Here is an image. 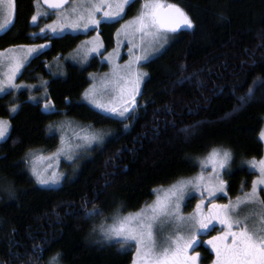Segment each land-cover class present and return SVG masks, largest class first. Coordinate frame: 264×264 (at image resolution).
I'll return each mask as SVG.
<instances>
[{
  "label": "trees",
  "instance_id": "1",
  "mask_svg": "<svg viewBox=\"0 0 264 264\" xmlns=\"http://www.w3.org/2000/svg\"><path fill=\"white\" fill-rule=\"evenodd\" d=\"M165 2L183 8L194 27L168 34L162 52L143 65L146 79L131 119H111L80 102L88 74L106 67L98 57L86 67L68 63L65 80L51 77L52 61L79 41L71 35L54 39L52 51L33 57L20 76L36 84L47 81L54 112L43 111L45 100L28 101V90L0 96V118L11 124L8 139L0 143V264H48L56 253L62 254L60 264H131V250L97 239L98 225L140 210L153 198V188L195 175L197 161L213 147L232 153L223 173L230 199L248 190L255 177L249 162L263 155L264 0ZM34 5L16 0L15 19L0 35V49L28 44ZM105 37L109 42L110 35ZM249 87L254 97L241 105L239 97ZM13 102L19 109L11 115ZM64 115L102 130L106 139L60 187L44 189L30 175L29 154L58 147L49 128ZM85 202L101 215L86 217ZM34 245L45 248L39 260L29 259Z\"/></svg>",
  "mask_w": 264,
  "mask_h": 264
},
{
  "label": "snow or ice",
  "instance_id": "2",
  "mask_svg": "<svg viewBox=\"0 0 264 264\" xmlns=\"http://www.w3.org/2000/svg\"><path fill=\"white\" fill-rule=\"evenodd\" d=\"M141 0H34L36 13L31 17V24L40 27L38 19L55 17L51 24H46L40 31L30 33L31 39H51L70 30L72 32H83L85 34L95 31L97 36L93 41H86L85 44H92L88 54L95 53L103 57L109 64H113V58H120L118 49L124 41L129 45V61L121 66L113 65L111 80L101 81L99 88L94 84L84 94L97 109L121 120H128L132 117L129 112L135 111L128 105H135V96L140 93L142 78L146 73L134 72L133 66L139 65L142 60H147V55H137L133 49L140 47L146 51L148 47H154L161 40L167 41L168 34H175L181 30H190L194 27L192 19L180 6L167 3L165 0H142L141 7L137 14L121 24L116 31L117 48L112 53L104 56L101 51L103 43L99 40L101 25H112L120 23L127 15V9ZM16 0H0V32H4L13 23L16 13ZM43 9V10H41ZM139 34L140 45L134 44L136 35ZM123 38V39H121ZM145 38H149L146 40ZM163 45L161 44L160 47ZM48 44L17 45L0 51V94L8 95L21 88L31 89L29 86L17 84L16 80L21 75L30 59L38 58L43 54ZM253 81V86L256 85ZM47 81L39 87L46 88ZM264 86V80L260 81ZM115 93V95H114ZM108 96L107 103L99 102L100 97ZM127 96V99L124 97ZM254 97V87H249L247 94L239 97L241 105L247 104ZM35 100V97H29ZM43 111L53 112L55 107L44 97ZM121 99L123 106L113 103V100ZM19 109L15 105L9 109L10 113H16ZM125 129L129 127L125 124ZM11 124L8 120L0 119V141H5L9 136ZM51 130V128H50ZM61 131L71 130L72 139L82 141L84 145L103 142V133H98L82 126H73L72 121L63 122ZM188 131V130H186ZM264 140V131L260 134ZM82 145H75L65 141L61 136V147L54 156L66 155L72 159V149L80 148ZM30 153L29 156H35ZM45 159L44 156L37 157ZM232 153L228 149L213 147L208 155L197 163L200 172L190 178H179L170 184L166 189L163 185L151 190L155 200L146 204L144 208L135 213H128L119 217H113L114 223L108 229H102L101 235L106 240L119 238L117 242L121 248H135V257L132 264H199L200 253L196 248L206 244L210 246L211 253H214L212 264H264V198L260 193L264 192V158L258 161L254 158L249 162L250 169L258 173L257 179L252 182L251 190L244 194L243 199L237 197L236 203L231 201L227 204L217 203L216 200L222 194L227 196V184L223 179V173L232 161ZM52 160L53 156L47 157ZM211 165V170L209 169ZM49 167H52L49 164ZM32 174L36 177L37 183L47 185L59 183L62 174L52 172L51 176L37 171L33 164ZM207 173V174H206ZM13 195L10 189H4ZM163 192V195L160 193ZM193 192L199 194V203L194 211L185 216L182 213L181 205L186 196ZM256 205L258 210L241 216L242 206ZM85 216L92 217L101 215L100 210L93 205L89 210L87 202L84 204ZM257 216L261 227L252 228L249 226L251 216ZM167 225L168 230H165ZM213 232L218 234L212 236ZM158 233L161 235L158 237ZM208 235L211 239L203 240ZM33 257L39 260L45 251L42 246H33ZM61 253H56L48 264H60Z\"/></svg>",
  "mask_w": 264,
  "mask_h": 264
},
{
  "label": "rangeland",
  "instance_id": "3",
  "mask_svg": "<svg viewBox=\"0 0 264 264\" xmlns=\"http://www.w3.org/2000/svg\"><path fill=\"white\" fill-rule=\"evenodd\" d=\"M140 7H141V4L139 5V7H138L137 11L135 12V14L129 19H132L137 14V12L140 9ZM41 10H43V9H41ZM35 13H36V6H35ZM15 15H16V13H15ZM2 19H3V17H0V21H2ZM54 20H55V17L38 19V24L40 26V27H38L39 31H40L41 27H44L46 24L53 23ZM13 22H14V20H13ZM126 22H127V20L122 21L121 24H124ZM11 25H9L8 28H10ZM82 33L83 32H72L70 30H65L64 33L59 34L57 36H52V37H60V36L65 35V34L77 35V34H82ZM1 34H3V32H0V35ZM96 36L97 35L93 33L90 38H85L81 43H79V45L77 46V49H75V51H73L72 53H69L68 55H65L63 57H59L58 60L52 61V63L50 64V67L52 69L49 67L48 70H49L50 74H52L51 75L52 78H59V79L65 80L66 72H67L66 65L68 63H70L72 65L80 66V67H86L88 65L90 59H92L94 57H98L100 59L101 63H103L106 67L103 70H99L97 72H93V73H89L88 74L89 85L83 91V93L81 94L80 102L83 103V104H86L88 107H90L91 109L95 110L96 112L100 113L103 116H106V117H109V118L115 119V120H121V118L118 117V116H113V115H110L108 113L102 112L100 109H97L92 103L89 102L88 99H85L84 94H85V92L87 90L91 89L94 84L96 85L97 88H99L101 86V81L113 79V77H112L113 65L114 64H118V65L123 66L129 61L130 57L128 55V50H129L130 46L127 45L126 41H124L123 45L118 49L120 58L118 60L113 58V64H109L107 61H105L103 59V57H101L99 55H96L95 53L88 54V49H90L93 45L92 44H85V42L86 41H93V38L96 37ZM121 39H123V38H121ZM145 39L148 40L149 38H145ZM99 40H100V38H99ZM168 40H169V35H168L167 41L161 40L154 47H148L146 49V51H141L140 47L134 48L133 51L137 55H147V57H148L147 60H142L139 65H134L133 66L134 72L145 73V71L143 69V65L147 61H149L150 59L154 58L156 55L161 53L162 50L167 45ZM100 41L102 42V40H100ZM134 44L140 45L139 34L136 35V38L134 40ZM161 44L163 45L162 47H160ZM15 47L16 46L3 48V49H0V51L6 50V49H9V48H15ZM116 48H117V37H116V44H115V47L113 49H116ZM101 51H102V49H101ZM112 51L113 50H111V52H109L108 54H104V56H108L110 53H112ZM23 70L24 69L21 70V73L23 72ZM20 76L21 75H19L17 77V80H16L17 84H24V85H29V86L35 85L36 87H32L30 90L29 89H25V88H21L19 91H13V93L17 94L18 92H21L22 90H28L30 92L29 97L30 96L31 97H35L39 101L45 100L44 97L48 93V87L46 86V88H41L39 86L46 80H44V81L40 80V82L38 84H36L35 82H28V81H25V80H20ZM145 79H146V75H144L143 78H142V83L140 85V93H141L142 86H143V83H144ZM140 93H139V95L135 96V105H132V104L128 105L130 108H132V107L136 108L137 100H138V98L140 96ZM3 95L4 94H0V96H3ZM114 95H115V93H114ZM29 97L27 98L28 101H33L34 102L36 100V99L35 100L30 99ZM124 98L127 99V96H125ZM98 99H99V102L107 103L108 100H109V97L108 96H103V97H100ZM113 103H115L118 106H123V101L121 99H115V100H113ZM132 112H129L128 115H130ZM10 114L13 115V113H10ZM0 119H3V118H0ZM4 120H7V119H4ZM65 121H72L74 127L75 126H82L84 128H89L92 131H95V132H98V133H103L102 130H97V129L93 128L90 125H82L79 122H77L76 120H74L72 117H67L66 115L62 116L59 120H57V122L54 123L50 127L51 130L49 128V134H55V135L58 136V141H59L58 147L54 151H52L50 153H43L41 151H32L31 153H35L36 155L32 156V157L29 156L28 170L30 172V175L34 179L35 183L41 188H44V189H57L58 187H60V185L62 184L64 179L68 175L74 174L80 168L82 162L90 157L91 152L94 151L95 149L100 148L105 142L106 135H107L105 133H103V142L102 143H98V144L94 143L90 147L87 146V145H84L82 141L73 140L72 139V131L71 130H65V131L59 130V129H61V126H62L63 122H65ZM262 131H264V128H263ZM9 133H10V129H9ZM62 135L65 137V141L66 142L71 143L73 145H75L77 143H80L82 145L80 148L73 147L72 153H71L73 158L71 160L67 159L66 155H64V154H61L58 157L54 156V154L57 152V150L61 147V136ZM259 138H260V135H259ZM260 141L263 144V155H262L261 158H264V140H261V138H260ZM2 142L3 141H0V143H2ZM41 155L44 156L45 159H38L37 158V157H39ZM207 155H205L201 159H204ZM49 156H53V159L52 160L47 159V157H49ZM33 164L35 165L37 171H39L41 173H44V175H46V176H51L53 171H55L58 175L62 174L60 176V178H59V183H56V184L49 183L47 185H41V184L37 183L36 177L32 174V171H31V168H32ZM49 164H51L52 167H49ZM230 166H231V162H230L228 168ZM210 170H211V165L209 164L208 171H210ZM199 172H200V167H199V164H198V172L195 175H193V176H196ZM257 176H258V173H255V177H254L253 181L257 179ZM252 182L250 183L249 188H248V190L246 192H249L251 190ZM164 188L166 189L167 187H164ZM246 192L241 193V195H239L238 197L243 199L244 194ZM160 194L163 195V192H161ZM262 195L264 196V192L260 193V196H262ZM155 198H156L155 195H153V198L151 199V201H149L146 204H151L155 200ZM219 198H225L226 199L225 201L219 202V203H222V204H227V203H229V201H231L233 204H235L236 200H237V198H235V200H231V199L229 200L230 197L227 199V197L223 196L222 194L220 195ZM197 203H199V194L198 193L193 192L191 196H186L184 201H183V203H182V205H181V210H182L183 215L187 216V215L191 214L194 211ZM145 205L142 208H144ZM140 210H138V211H140ZM254 210H258V206H256V205L242 206L241 209H240V214H241V216H243V215L252 213ZM138 211H136V212H138ZM132 213H135V212H132ZM113 223H114L113 219L108 221V222L107 221H102L101 224H99L98 227L95 230V234H96L97 239L101 243L115 244L119 251H122V252L123 251H128L129 249H127V248H121V245L117 242V240L119 239L118 237L114 238L112 240H106V239H104L102 237L101 230L102 229H108L109 227H111L113 225ZM249 226L252 227V228L261 227L259 218L257 216H255V215L251 216V218L249 220ZM165 230L166 231L168 230L167 225H165ZM160 235L161 234L158 233V237ZM130 250L132 252V262H133L136 250H135L134 247L131 248ZM132 262H131V264H132Z\"/></svg>",
  "mask_w": 264,
  "mask_h": 264
},
{
  "label": "flooded vegetation",
  "instance_id": "4",
  "mask_svg": "<svg viewBox=\"0 0 264 264\" xmlns=\"http://www.w3.org/2000/svg\"><path fill=\"white\" fill-rule=\"evenodd\" d=\"M141 2H142V0H141ZM141 2H140V4H141ZM126 11L128 12V9ZM34 13H35V11H34ZM131 17L132 16H127L126 15L124 17V19L120 21V23H116V24H112V25H103V24L101 25L99 38L103 42L102 52L104 54H108L109 52H111V50H113V48L115 47V44H116V35L115 34H116L117 29L121 26L122 21L128 20ZM30 22H31V19L29 21L30 30H29V32L26 35L27 42H28V44H26V45L48 44L49 47L44 49V52H43L42 55H46L47 53L52 51V46L54 45V39H62L66 35H71L72 37H79V41L76 43V46H74L73 48L68 49L66 51L67 54H69V53H72L73 51H75V49H77V46L79 45V43H81L85 38H90L93 33L97 35V33L95 31H91V32H89L87 34H85V33L77 34V35L65 34V35H62L60 37H52L51 39H44V38L31 39V38H29L30 37V33H32V32H37L38 33L39 29L35 25H32ZM107 34L110 35V39H109L110 41L109 42H107L106 37H105V36H107ZM53 58H55V57H53ZM226 197L228 199L229 195L227 194ZM261 198H264V196L262 195ZM217 200H216V202L219 203L221 201H225L226 199L225 198H218ZM229 200H230V198H229ZM231 200H235V198L231 199ZM217 234H218L217 232H213L211 235L215 236ZM202 239L206 241L208 239H211V236L205 235V236L202 237ZM196 251L199 252L200 256H201V260H200L199 264H212V261L214 260L215 256H214V253H211L210 246H208L206 244H203V245L197 247Z\"/></svg>",
  "mask_w": 264,
  "mask_h": 264
},
{
  "label": "water",
  "instance_id": "5",
  "mask_svg": "<svg viewBox=\"0 0 264 264\" xmlns=\"http://www.w3.org/2000/svg\"><path fill=\"white\" fill-rule=\"evenodd\" d=\"M181 31H187V30H181ZM180 32V31H179ZM178 33V32H177ZM171 34V33H170Z\"/></svg>",
  "mask_w": 264,
  "mask_h": 264
}]
</instances>
